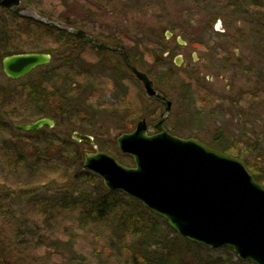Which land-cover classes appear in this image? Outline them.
Returning a JSON list of instances; mask_svg holds the SVG:
<instances>
[{"label": "trees", "instance_id": "1", "mask_svg": "<svg viewBox=\"0 0 264 264\" xmlns=\"http://www.w3.org/2000/svg\"><path fill=\"white\" fill-rule=\"evenodd\" d=\"M230 3L232 9L245 16L242 19L251 23L252 34L264 36V0H230ZM4 13L6 17H1L0 13V75H4L2 58L14 53H48L52 59L44 66L53 65L55 62L50 70H45L34 82L21 87L25 94L18 101L0 87V113L9 117V121H5L0 116V214L15 220L17 241L25 247L41 249L61 242L69 244L76 236L71 233L69 225H74L72 228L81 229L84 235L102 233L106 237L109 252L104 257H98L95 264H252L241 261L228 248H206L190 243L181 236L165 239L164 231L173 234L174 231L163 219L149 212L131 197L108 191L96 174L84 169V153L94 151V147L90 142L78 143L72 140L71 132L78 131L93 136L99 150L109 152L124 165L133 166L132 157L122 156L118 152L116 136L132 131L136 121L142 117L148 122L155 120L159 116L160 102L153 101L156 103L155 109L142 111V114L139 103H134L133 106L126 92L119 94L116 98L120 99V113L110 109L112 117L119 122L114 130L116 136L109 135L106 143L99 142L103 133L92 132L88 127L82 129L76 126L61 132L64 137L60 136L56 129L64 125V121L71 119L70 108L76 110V107L78 109L80 106L83 88H96L98 83V80L97 83L96 80L90 81L93 76L90 70L86 69L83 73L80 69V62L75 59L79 52L76 44L95 46L80 41L63 29L40 23L19 13L9 10ZM39 14L67 27L83 29L107 45L118 48L119 51H110L95 47L99 54L111 52L121 58L125 55L126 61L123 63L130 77L134 78L126 65L127 62L150 75L149 71L138 66L128 51L124 53L122 45L112 38L101 37L95 31L58 16ZM259 50L264 51L263 46H260ZM164 58L163 55L156 57L155 62L165 61ZM95 61L100 64L99 59ZM255 74V82L264 86V71ZM207 94L193 95V102L201 105L197 108L198 115L202 114V106L210 99ZM257 95L259 94L255 91L241 92L238 95L240 107L247 108V102L256 100ZM20 108L21 111L28 109V116L20 115ZM94 114L95 112L93 116ZM76 116H79V113ZM240 116L241 113V122ZM41 117L52 118L55 126L26 132L17 131L14 127L16 123H29ZM89 121L92 122L93 119ZM170 133L182 135L176 131ZM258 133L244 125V131L235 143L227 144L225 141H228V138L224 140L220 133L217 137L213 136L214 140L207 145L227 154L235 149L237 142L240 143L244 152L236 151L234 156L244 161L254 179L264 187V133ZM52 186L56 189L49 195L48 187L50 189ZM64 221H67L66 225L63 224ZM65 234L67 239H60ZM124 240L126 241L123 242ZM153 246H158L159 251ZM193 247L207 251L210 253L207 255L213 254L215 258L203 256L192 250Z\"/></svg>", "mask_w": 264, "mask_h": 264}, {"label": "rangeland", "instance_id": "2", "mask_svg": "<svg viewBox=\"0 0 264 264\" xmlns=\"http://www.w3.org/2000/svg\"><path fill=\"white\" fill-rule=\"evenodd\" d=\"M21 6L31 7L45 16H58L121 44L124 53L128 51L141 69L150 72L149 76L160 95L171 101V109L163 123L168 131H176L183 138L195 136L206 145L220 133L224 140L228 138L225 141L227 144L235 143L244 131V125L258 134L264 133V86L255 82V73L258 75L264 71V51L259 50L260 46L264 49V36L250 32L251 23L242 19L245 17L243 14L232 9L230 0H21ZM4 12H1V17H6ZM166 31L171 33L169 38L165 36ZM178 36L186 45L177 44ZM76 46L79 52L75 59L80 62V69L83 73L86 69L90 70L93 74L90 81L96 80L97 83L98 80L99 84L96 88H83L80 106L76 110L69 109L71 119L64 121L56 133L64 137L61 132L65 130L76 126L82 129L88 127L92 132L103 133L99 142L106 143L109 135L116 134L114 130L119 124L110 112V109L119 112L120 99L116 98L119 94L126 92L133 106L139 103L140 112L153 111L156 103L146 96L141 83L130 77L118 54H99L89 44ZM167 51L169 55L165 56ZM180 54L185 57L186 67H178L173 61ZM162 55L165 61L155 62L156 57ZM96 59L101 65L96 64ZM54 65L55 62L36 68L17 80L0 75V87L18 101L25 94L21 87L34 82ZM245 91L259 94L256 100L247 102V108L240 107L238 101V95ZM197 93H208L210 97L202 106L201 115L197 110L201 105L193 102V95ZM28 109L21 111L20 108L18 112L28 116ZM78 113L79 116H76ZM164 113L161 105L155 120L148 122L142 117L151 132L155 131L153 127ZM239 113L242 114L241 122ZM0 116L9 121L7 115L0 113ZM91 118L94 122L89 121ZM93 144L99 150L94 137ZM240 145L237 142L235 149L227 154L235 157L236 151L244 152ZM55 189L48 187L47 193L51 195ZM64 223L66 225L67 221ZM15 226V220L0 214V251L3 252H0V264H95L98 257H104L109 252L102 233L84 235L81 229L72 228L74 225H69L71 233L76 234L69 244L61 242L42 249L25 247L16 239ZM166 232L163 234L167 240L179 236L176 232ZM67 237L65 234L60 239L66 240ZM153 248L159 251L158 246ZM192 250L210 259L215 258L213 254L207 255L210 254L207 251L195 247Z\"/></svg>", "mask_w": 264, "mask_h": 264}, {"label": "water", "instance_id": "3", "mask_svg": "<svg viewBox=\"0 0 264 264\" xmlns=\"http://www.w3.org/2000/svg\"><path fill=\"white\" fill-rule=\"evenodd\" d=\"M0 8L26 13L25 16L63 29L97 49L119 51L83 29L67 27L22 7L21 0H0ZM165 36L169 38L171 33L166 31ZM177 41L184 44L180 37ZM51 59L48 53H14L2 58V73L17 80L49 64ZM174 60L180 65V56ZM126 65L148 98L163 99L165 113L154 125L155 132L141 118L132 131L116 136L118 152L132 157L133 166L98 150L91 135L71 132L72 140L90 142L95 149L84 153V169L96 174L108 191L124 193L141 203L188 242L211 249L228 248L241 261L264 264V187L240 158L209 147L195 137L183 138L164 128L171 101L156 91L147 73L131 63ZM54 126L50 117L14 125L25 132Z\"/></svg>", "mask_w": 264, "mask_h": 264}, {"label": "flooded vegetation", "instance_id": "4", "mask_svg": "<svg viewBox=\"0 0 264 264\" xmlns=\"http://www.w3.org/2000/svg\"><path fill=\"white\" fill-rule=\"evenodd\" d=\"M6 10H7L6 8H0V13H1L2 11H6ZM9 11H10V10H9ZM178 37H179V36H178ZM178 37H176V42H177V44H179V45H186L185 42H183L184 44H180V43H178V41H177V38H178ZM120 53H122V55H124L123 52H120ZM164 55H165V56L169 55V52L167 51ZM124 56H125V55H124ZM124 56H122V57H123L122 59H123V61H124V63H125L126 58H125ZM175 56H176V55H175ZM178 56L181 57V62H180V65H177V64L175 63V60H174L175 57H174L173 61H174L175 65H177L178 67H186L187 64L184 63V60H185L184 55H183V54H180V55H178ZM176 57H177V56H176ZM192 58H193V56H192ZM192 63H193V61H192ZM192 63H191V64H192ZM192 71H193V64H192ZM153 87L156 89L155 85H154ZM156 91L158 92L157 89H156ZM152 99H153V101H159L160 104H161L163 107L165 106L162 98H159V97H157V96H154V97H152ZM164 109H165V107H164Z\"/></svg>", "mask_w": 264, "mask_h": 264}, {"label": "bare ground", "instance_id": "5", "mask_svg": "<svg viewBox=\"0 0 264 264\" xmlns=\"http://www.w3.org/2000/svg\"><path fill=\"white\" fill-rule=\"evenodd\" d=\"M6 77V76H5ZM165 110V109H164Z\"/></svg>", "mask_w": 264, "mask_h": 264}]
</instances>
